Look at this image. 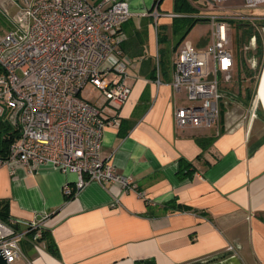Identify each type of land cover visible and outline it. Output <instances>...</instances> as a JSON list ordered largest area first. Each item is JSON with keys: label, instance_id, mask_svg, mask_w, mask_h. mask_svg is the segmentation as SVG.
Listing matches in <instances>:
<instances>
[{"label": "crops", "instance_id": "obj_1", "mask_svg": "<svg viewBox=\"0 0 264 264\" xmlns=\"http://www.w3.org/2000/svg\"><path fill=\"white\" fill-rule=\"evenodd\" d=\"M154 1L128 0L132 16L122 24L120 46L129 60L126 100L114 108L100 90L82 94L105 119L117 120L104 129L101 157L145 197H118V184L94 181L67 195L65 186L75 189L73 173L17 166L11 174L0 164V217L44 222L42 239L20 240L17 264H194L230 245L242 264H264V114L250 117L240 102L223 96L215 126L176 127L175 109L187 100L172 87V39L184 36L204 46L212 24L195 23L182 35L180 23L175 33L180 17L165 15L177 13L174 0L158 3L156 25L152 16L140 15ZM0 2L13 6L12 0ZM192 6L195 14L213 13ZM111 79L106 75L100 85ZM262 90L264 68L253 108L264 110Z\"/></svg>", "mask_w": 264, "mask_h": 264}, {"label": "built area", "instance_id": "obj_2", "mask_svg": "<svg viewBox=\"0 0 264 264\" xmlns=\"http://www.w3.org/2000/svg\"><path fill=\"white\" fill-rule=\"evenodd\" d=\"M24 1L26 12L17 18L20 28L0 39V114L2 105L6 107L0 138L18 134L7 155L0 157V164L11 174L17 166L28 172L46 166L73 173L77 176L75 189L65 186L67 195L94 181L103 186L118 184V197L127 192L145 197L129 176L118 173L100 155L104 129L117 120L105 119L102 108L82 97L89 82L99 86L101 96L114 108L129 95V60L120 48L126 37L122 24L132 16L128 0ZM160 1L140 13L152 16L155 25ZM231 1L235 0H202L211 7ZM242 1L249 10L264 4V0ZM197 16L212 24L211 42L199 47L185 41L176 51L172 87L184 91L187 100L175 109L177 128L217 124L223 87L232 81L235 68L227 20L214 13ZM249 43L255 47V35ZM110 74L113 79L101 86L103 77ZM255 111L252 108L250 117L256 116ZM43 227L42 221L0 217V254L6 263L23 256L21 239L40 240Z\"/></svg>", "mask_w": 264, "mask_h": 264}, {"label": "rangeland", "instance_id": "obj_3", "mask_svg": "<svg viewBox=\"0 0 264 264\" xmlns=\"http://www.w3.org/2000/svg\"><path fill=\"white\" fill-rule=\"evenodd\" d=\"M12 2V7L6 6V4H2L0 2V39L8 32L20 28L17 18L22 17L26 12L24 0H12ZM191 2L193 5L200 8L202 6L204 8L207 6L204 2H202V0H191ZM207 8L211 10L213 9L212 11L215 15L224 17L227 20L228 34L231 39L232 46H234V43L238 38L241 39L242 33L247 27H249L253 32L262 34L264 40V30L262 31L264 27V4L258 8L249 10L243 7L242 0H235L216 4L214 7L207 6ZM237 26H239V28H237ZM176 38L177 37L175 36L172 41L173 45L177 46L175 48L177 51L180 42L179 40L176 42ZM185 41H187V39H183L181 43ZM256 47V43L254 48L250 46V43L246 45L245 51L251 50L252 54L245 59L246 64L245 66H242V68H239V65L236 64L232 81L223 87L224 98L227 99L230 97L232 100L240 102L241 110L249 116L252 112L253 101H255L259 74L261 73L264 65L263 63L260 71L258 72V59L255 57ZM235 70H239V72L237 73ZM99 90V86L93 85L89 82L84 86L82 94H89L88 92L90 91L92 95ZM260 94L264 100V90H262ZM91 95L89 96L91 97ZM248 95H251L250 99H248ZM257 111H261L262 114H264V110L260 104L256 107V115H258ZM12 264H17V262Z\"/></svg>", "mask_w": 264, "mask_h": 264}, {"label": "trees", "instance_id": "obj_4", "mask_svg": "<svg viewBox=\"0 0 264 264\" xmlns=\"http://www.w3.org/2000/svg\"><path fill=\"white\" fill-rule=\"evenodd\" d=\"M174 9L178 14L181 15V16H179L180 17L179 19H181L180 20L181 22L179 20H175V26H174L175 29L173 27L175 33L177 31L176 26L180 23L184 27L182 35H185L195 23L207 22V19L198 17L197 16L198 14H195L196 9L192 6L191 0H174ZM237 28H239V26H237ZM252 35L256 36V46L257 47L255 49V57H257V59H258L257 70L259 72L263 63H264V40H263L262 34H260L258 32H253L249 27H247V28H245L244 32L242 33L241 39L238 38L235 41L234 46H232V43H231V47H232V51H233V55H234L235 66L237 64V65H239L238 66L239 68H242V66H245V64H246L245 59L248 56H250V54H252L251 50L245 51V47L249 43V38ZM183 37L184 36H182V38L179 40V42L181 40H183ZM125 39H126V37H125ZM236 72L238 73L239 70ZM250 98H251V95H248V99H250ZM257 113L262 114L261 111H257ZM2 128H4V126L0 125V129H2ZM17 137H18V134L16 132H14V133L8 134L7 138L6 137L0 138V157L1 158L5 157L7 155L9 144L14 139H16ZM40 239H42V234H41Z\"/></svg>", "mask_w": 264, "mask_h": 264}, {"label": "water", "instance_id": "obj_5", "mask_svg": "<svg viewBox=\"0 0 264 264\" xmlns=\"http://www.w3.org/2000/svg\"><path fill=\"white\" fill-rule=\"evenodd\" d=\"M263 68H264V65H263ZM2 108H3V111L0 114V123H3V116L6 112V107L4 105H2ZM0 264H7L1 254H0ZM194 264H242V262L238 254L235 252V249H228L219 254L210 256L207 259L194 262Z\"/></svg>", "mask_w": 264, "mask_h": 264}, {"label": "bare ground", "instance_id": "obj_6", "mask_svg": "<svg viewBox=\"0 0 264 264\" xmlns=\"http://www.w3.org/2000/svg\"><path fill=\"white\" fill-rule=\"evenodd\" d=\"M264 30V29H263Z\"/></svg>", "mask_w": 264, "mask_h": 264}]
</instances>
